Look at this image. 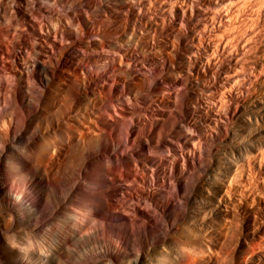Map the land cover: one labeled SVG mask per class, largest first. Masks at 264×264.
Returning a JSON list of instances; mask_svg holds the SVG:
<instances>
[{
    "label": "bare ground",
    "instance_id": "bare-ground-1",
    "mask_svg": "<svg viewBox=\"0 0 264 264\" xmlns=\"http://www.w3.org/2000/svg\"><path fill=\"white\" fill-rule=\"evenodd\" d=\"M263 37L264 0H0V264H264Z\"/></svg>",
    "mask_w": 264,
    "mask_h": 264
},
{
    "label": "rangeland",
    "instance_id": "rangeland-1",
    "mask_svg": "<svg viewBox=\"0 0 264 264\" xmlns=\"http://www.w3.org/2000/svg\"><path fill=\"white\" fill-rule=\"evenodd\" d=\"M263 40H261L260 41V43H259V45H258V50H257V52L255 53V55H254V62H257L258 60H259V58L261 57V56H263L264 54V37L262 38ZM259 57V58H258ZM262 80V81H261ZM261 86V87H260ZM254 87H255V89L253 88V90H252V92H251V94H250V101H249V103H250V108H252L253 109V111H254V113L256 112V109L257 110H259L258 109V107L255 109V105H259V101L258 100H260V103H264V78H260V79H258L256 82H255V84H254ZM255 90V91H254ZM256 93V94H255ZM253 94V95H252ZM254 99V100H253ZM257 99V100H256ZM253 100V101H252ZM255 103V104H254ZM255 106V107H254ZM261 114H260V113ZM257 116H256V122L258 123H254L253 125H251L250 126V131H251V133H250V135L252 134V135H254V134H257L258 133V130H264V111L263 110H261V111H258V113L256 112L255 113ZM262 121V122H261ZM256 124V125H255ZM253 126V127H252ZM257 129V130H256ZM255 137H257V135L255 136L254 135V138ZM261 185V184H260ZM260 187V189H261V191H263L262 192V194H263V199L262 200H264V185H261V186H259ZM118 196L119 197H121L120 196V194H118ZM117 196V197H118ZM264 202V201H263ZM255 216V218H253ZM260 215L259 214H255V213H253V214H250V223L252 222V219L254 220V222H259L260 221V219L259 218H261V217H259ZM257 217H258V219H257ZM239 219H241L240 220V224L242 225V222H243V218H239ZM256 219V220H255ZM233 245V244H232ZM235 246V245H234Z\"/></svg>",
    "mask_w": 264,
    "mask_h": 264
}]
</instances>
